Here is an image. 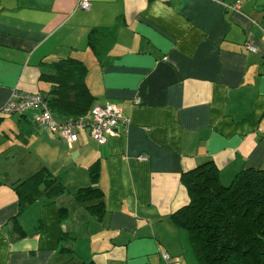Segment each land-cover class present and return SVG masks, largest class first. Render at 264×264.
Instances as JSON below:
<instances>
[{"label":"crops","instance_id":"obj_1","mask_svg":"<svg viewBox=\"0 0 264 264\" xmlns=\"http://www.w3.org/2000/svg\"><path fill=\"white\" fill-rule=\"evenodd\" d=\"M88 1L0 0V114L14 92L43 93L48 63L73 56L93 105L131 121L104 143L80 128L69 145L37 128L38 107L2 115L0 264H198L170 218L189 200L181 174L211 160L228 184L264 168V0ZM94 27L115 33L101 63L87 45ZM95 161L99 219L73 197ZM40 167L66 192L20 211L11 183Z\"/></svg>","mask_w":264,"mask_h":264},{"label":"trees","instance_id":"obj_2","mask_svg":"<svg viewBox=\"0 0 264 264\" xmlns=\"http://www.w3.org/2000/svg\"><path fill=\"white\" fill-rule=\"evenodd\" d=\"M114 43L115 33L110 27H94L87 34V45L100 63ZM47 66L48 70L40 74L47 89L39 93L54 120L66 123L79 117L89 118L94 97L86 84V64L68 56ZM98 174V163L92 162L88 167L90 184L78 188L73 195L97 219L105 212L103 193L97 186ZM181 181L189 200L170 218L174 225L187 231L198 264H264V168H243L228 184H223L216 166L208 160L183 172ZM11 185L20 211L39 199L51 203L66 192L61 176L46 167ZM58 209L60 216L66 210Z\"/></svg>","mask_w":264,"mask_h":264},{"label":"built area","instance_id":"obj_3","mask_svg":"<svg viewBox=\"0 0 264 264\" xmlns=\"http://www.w3.org/2000/svg\"><path fill=\"white\" fill-rule=\"evenodd\" d=\"M77 7L88 10L90 3L88 0H78ZM228 9L238 10L240 1L237 0L229 5ZM254 50L253 47H250ZM38 107L39 113L36 117V125L39 129L49 131L55 137H61L69 145L77 140V132L80 128H87L91 137L98 143L106 142L108 136L117 135L118 128L126 131L130 125V118L121 114L114 103L96 104L91 108L89 118L79 117L74 121L59 123L52 117L51 111L44 103L39 92L17 93L9 98L1 108L2 114L21 113L24 110ZM142 159H146L143 157ZM162 257L169 260L167 253H162Z\"/></svg>","mask_w":264,"mask_h":264},{"label":"rangeland","instance_id":"obj_4","mask_svg":"<svg viewBox=\"0 0 264 264\" xmlns=\"http://www.w3.org/2000/svg\"><path fill=\"white\" fill-rule=\"evenodd\" d=\"M4 122H6V121H5V120H2L1 123H0V131H1V129H2L1 125H2ZM15 131L17 132V128H16V127H15ZM0 157H1L3 160H5V156H3L2 154H0ZM16 158H17V157H16Z\"/></svg>","mask_w":264,"mask_h":264}]
</instances>
